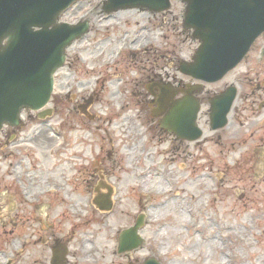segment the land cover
<instances>
[{
  "label": "rangeland",
  "instance_id": "374dc122",
  "mask_svg": "<svg viewBox=\"0 0 264 264\" xmlns=\"http://www.w3.org/2000/svg\"><path fill=\"white\" fill-rule=\"evenodd\" d=\"M103 1L78 0L60 15L72 23L88 19L89 32L69 47L68 63L56 74L49 103L55 113L40 119L25 112L16 131L0 133V189L22 176L24 186L30 181L31 187L58 192L61 216L50 221L61 241H68L67 264H143L147 257L161 264H264V110L244 107L255 99L253 92L259 96L255 109L264 97L256 90L264 84V33L246 59L207 86L210 94L237 86L228 124L211 130L203 105L197 118L203 135L187 141L159 126L146 90L159 78L196 82L178 68L198 46L183 28L184 4L172 0L164 12L107 14ZM89 96L92 119L79 109ZM9 132L16 135L9 138ZM155 171L167 176L169 190L143 189L142 177ZM103 183L113 190L110 211L93 203L96 189L107 192ZM175 183L198 196L195 213L185 212L192 205L184 192L182 207L157 210L156 205L165 206L158 202L175 192ZM50 197L44 200L54 203ZM139 213L145 214L144 242L118 253L119 232ZM31 225L24 228L25 248L37 253L43 243H33L28 231L36 225ZM155 238L162 253L152 247ZM83 243L93 247L91 257L82 253ZM197 253L200 261L191 258Z\"/></svg>",
  "mask_w": 264,
  "mask_h": 264
},
{
  "label": "water",
  "instance_id": "95a60500",
  "mask_svg": "<svg viewBox=\"0 0 264 264\" xmlns=\"http://www.w3.org/2000/svg\"><path fill=\"white\" fill-rule=\"evenodd\" d=\"M74 1L0 0V128L6 122L17 124L22 107L37 110L48 102L53 73L64 63V49L89 28L87 21L57 23L59 14ZM181 1L186 3L184 27L193 29L192 36L200 40V45L190 61L180 63L179 70L195 79L207 82L221 79L264 32V0ZM168 7L170 0H106L103 10L140 8L157 12ZM6 37L7 43L2 45ZM196 89L197 85H192L188 96L171 105L161 104L157 109L162 112L170 105L161 126L179 138L196 140L202 134L196 125L199 102L192 96ZM235 96L236 88L229 86L211 100L212 129L226 125ZM110 193L109 190L95 199L100 209L111 208ZM143 223L140 215L133 226L121 232L119 252L132 250L142 243L138 229ZM57 249L60 251H54L55 264L65 254L63 247ZM145 264L159 263L150 258Z\"/></svg>",
  "mask_w": 264,
  "mask_h": 264
},
{
  "label": "flooded vegetation",
  "instance_id": "af4514ba",
  "mask_svg": "<svg viewBox=\"0 0 264 264\" xmlns=\"http://www.w3.org/2000/svg\"><path fill=\"white\" fill-rule=\"evenodd\" d=\"M159 81L164 83V79L162 78H159ZM162 83L159 85L163 86ZM171 84L172 88L177 91L174 98H179L185 94L186 83H182L181 80H177V82L174 80ZM207 86L208 84H203L198 91L201 110L203 105L209 104L210 98L216 93L213 92L210 94ZM256 90L264 92V84H257ZM147 92L149 94V97L147 96L148 105L152 106L154 99L152 94L158 92L157 87H154L153 90H147ZM250 96L255 99H247ZM250 96L246 95L245 97L247 99V104L244 106L245 109H253L258 113L263 111L264 97H261L258 107L255 109L253 106L255 103L254 101L257 100L259 96L255 95L254 92ZM151 106L150 108H153ZM53 113H55L54 108L51 114ZM36 117L38 118V116ZM21 124L22 122L18 127L14 128L5 126L2 132H4V129L16 131ZM15 135L16 132L13 134L9 132V138ZM0 143L4 145L2 141ZM1 158L2 155H0V159ZM8 173L11 174V171H7V175ZM24 178L25 177L20 176L16 177L15 180L12 178L13 181L6 180L5 186L0 189V264H52V248L57 241H61L60 234L56 232L54 228L55 222L50 221L61 216L58 192L56 191L54 193V189L50 190V188L41 190L39 187L34 186H32L33 189L31 190L32 183H30V181L28 183L29 186H24L22 184L24 183ZM50 196L54 199V203L44 200L45 198H51ZM31 214H34L36 217L33 218ZM35 218L37 220L36 222ZM58 223L59 221L57 224ZM28 225H36L34 226L36 229L28 231L33 237V243H35V240L42 241L43 243V246L40 247V251L37 253L28 252L25 248L27 239H25L24 228ZM57 230L59 231V229ZM66 244L68 245V241ZM44 245H47L49 254L46 252ZM68 252L64 264H67Z\"/></svg>",
  "mask_w": 264,
  "mask_h": 264
},
{
  "label": "bare ground",
  "instance_id": "6f19581e",
  "mask_svg": "<svg viewBox=\"0 0 264 264\" xmlns=\"http://www.w3.org/2000/svg\"><path fill=\"white\" fill-rule=\"evenodd\" d=\"M136 9V8H134ZM174 91L173 89H160V93L158 96L157 101H159V105L161 104H168L170 102V100L173 98L174 96ZM89 102V100H88ZM251 126H253V124H251ZM154 166H158L156 163H153ZM129 166V165H128ZM164 175H167V170L165 169L163 171ZM161 175L159 172L155 171L153 175L151 176H145L142 177V185H143V189L145 190H149V189H154L156 188L159 191H163V190H169V183L167 181V176ZM103 185L106 186L105 183H103ZM175 191V192H174ZM171 192H174L172 194H170L166 199L158 202V205L160 204H164V207H160L156 205L157 210L160 209H164L167 208V205H170V207L174 210H176V206L177 207H182L185 204V196L183 195V192L185 194H188L190 200H191V208H186L185 212L187 211H192V213H195V211H197V209L199 208L200 204H198V196H196L193 192H189V190H184L182 188H178L177 184L175 183V185L173 186V188L171 189ZM100 194L99 199L101 198V196L103 197L104 194L101 192L100 189H96V195ZM173 198V199H170ZM181 199L183 202L182 204L178 203L176 200ZM173 201H175V204L172 203ZM162 202V203H161ZM170 202V203H169ZM158 212V211H157ZM152 214H154V212H152ZM229 226V225H227ZM87 241V238L85 239ZM83 240V241H85ZM152 243V247L154 249L155 252H160L161 251V245L157 243V239H153ZM93 249V247L88 246L86 243H83L82 245V253H84L86 256L91 257L89 254V251H91ZM192 259H198L200 261V253L194 255L191 257Z\"/></svg>",
  "mask_w": 264,
  "mask_h": 264
}]
</instances>
